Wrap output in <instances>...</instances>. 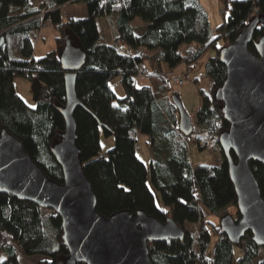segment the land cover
<instances>
[{"label":"trees","instance_id":"obj_1","mask_svg":"<svg viewBox=\"0 0 264 264\" xmlns=\"http://www.w3.org/2000/svg\"><path fill=\"white\" fill-rule=\"evenodd\" d=\"M219 1L231 7V14L226 17L223 13L224 23L212 37L209 17L197 0H45L40 8L31 0H0V138L4 132L14 136L51 181L64 184V172L53 148L66 131V71L60 53L68 37L85 54V64L76 73V95L82 107L73 118L80 160L95 193L98 214L110 219L126 212L136 219L143 213L162 223L171 218L185 232L180 241L150 243L154 264H264V257L258 260L264 248L253 242L251 233L236 244L222 234L220 225L213 227L219 237L210 254L205 210L221 224L222 218L237 208L238 197L221 148L224 161L220 167L201 165L195 169L188 152L192 135L198 145L211 140L220 147L219 139L230 127L223 103L215 101L216 92L227 80L220 52L256 17L264 22V0ZM72 3L85 4L88 15L65 23L60 9ZM105 17L111 21L120 48L101 36L98 19ZM47 21L60 33L57 50L37 58L35 41ZM143 27L146 31L138 34ZM263 33L260 24L250 52L256 54ZM183 44L191 47L181 54ZM209 49L216 50L205 67L213 81L210 97L201 90L203 105L192 121L193 133L184 136L177 106L168 96V72L185 63L188 75ZM21 76L43 85L33 108L14 87V80ZM144 76L153 86H137L136 79ZM115 80L121 83L122 97L111 87ZM174 98L180 102L177 93ZM102 129L105 138H115L109 152L101 147ZM143 134L149 136L154 157L150 176L165 210L158 208L148 186L149 169L137 157L138 136ZM230 154L236 163V154ZM250 164L264 199V167L254 161ZM234 219H240L238 208ZM61 223V216L50 209L0 194V264H23L20 255L41 256L39 264H65L69 251ZM187 224L198 226L197 236L186 229ZM237 250L242 252L238 258Z\"/></svg>","mask_w":264,"mask_h":264},{"label":"water","instance_id":"obj_2","mask_svg":"<svg viewBox=\"0 0 264 264\" xmlns=\"http://www.w3.org/2000/svg\"><path fill=\"white\" fill-rule=\"evenodd\" d=\"M260 24L264 26L256 17L220 52L227 80L216 92L215 101L223 103L222 111L230 123L219 144L230 166L240 213L238 221L231 215L222 218V234L239 244L251 233L253 242L264 248V199L250 164L254 161L264 167V33L256 44V54L249 50ZM64 43L60 62L66 71V131L53 148L64 172V184L51 181L24 151L22 143L4 132L0 138V194L30 201L61 216L63 242L69 251L65 264H154L149 255L150 243L180 241L185 232L171 218L162 223L143 213L136 219L126 212L110 219L98 214L96 196L80 160L73 118L76 109L82 107L76 95V73L85 64V54L68 37ZM42 86L34 80L36 95ZM175 104L181 133L192 135L191 117L177 99ZM231 151L236 154V163Z\"/></svg>","mask_w":264,"mask_h":264},{"label":"rangeland","instance_id":"obj_3","mask_svg":"<svg viewBox=\"0 0 264 264\" xmlns=\"http://www.w3.org/2000/svg\"><path fill=\"white\" fill-rule=\"evenodd\" d=\"M198 3L203 7V9L206 11V14L209 17V25H210V35L212 37L216 36V30L222 26L224 23V12L226 14V17L230 16V8L231 7H225L224 4H221L219 0H197ZM41 5L45 3V0H40ZM49 2L46 4V6H49ZM108 20V32L110 33L111 40H113V44L116 47V40H115V32L112 29L111 26V21L110 19L106 18ZM106 19L104 22H106ZM98 27L101 33V36L105 39L106 38V30L105 26L103 25V20L98 19ZM140 24V23H139ZM107 25V22H106ZM110 25V26H109ZM54 27L55 26L51 23L46 26H43L44 29L45 27ZM42 27V28H43ZM56 30V28H55ZM60 34V33H59ZM39 37V35H38ZM38 39V38H37ZM109 40V39H108ZM221 43H219V46ZM190 45L188 44H183L180 49V53L184 54L188 49H190ZM57 50V48H56ZM216 53L215 49H209L207 50L204 55L201 57V59L198 61L197 64L194 65L192 69H194L192 72L184 73L186 71V64L183 63V65L179 66L176 69H173L171 72H168V78L170 79V86L168 90V96L170 98V101L172 103L175 102L174 94L177 93L180 99V102L182 103V106L184 108V111L189 114L191 117V120L194 122L195 121V115H196V110H198L202 105L203 101L200 95L201 90L205 91V93L210 97L211 93V87L213 85L212 79L209 78V76L206 75V64L214 58ZM150 55V54H149ZM146 66L149 67V71L151 72V64L149 63V60L146 61ZM176 76H182L184 77L185 84L184 86H178L172 81L173 77ZM143 78V81H147L150 83V85L153 86V82H150L147 78V76L141 77ZM136 83L138 87H141L143 85V82H137ZM34 81L27 77H17L14 80V87L16 88V91L18 95L26 101V103L30 107H34L37 103V95L34 91L33 87ZM112 88L119 94V88L121 87H116V84L114 82H111ZM178 110V109H177ZM179 113V111L177 112ZM180 115V113H179ZM101 147L104 152H109L112 150L114 147L115 143V138L111 137L110 138H105L104 130H101ZM205 142V141H202ZM197 140L195 135H192L190 138V141L188 142V152L190 156V161L192 166L197 169L199 166H212V167H220L221 164L224 161L223 154L220 152V147L218 144H215L213 141L208 140L207 145L203 147L202 145L196 144ZM137 147V157L140 158V160L145 163L147 169H149V180H148V186L150 190H152L154 196H155V201L159 209L165 210L163 200H161L160 193L154 189L153 182L150 176V165L152 164V161L154 160L153 157V152H152V147H150V140L149 136L147 135H139L138 136V141L136 144ZM237 214V208H232L230 210V215L233 217V219L236 217ZM206 223L209 226V231L211 234V249H210V254H212V250L217 242V238L219 237L218 233L213 230V227H218L220 225V219H218L215 215H209L207 210H205V218ZM213 225V226H212ZM186 229L188 231H193L194 234L197 236L198 235V226H195L194 224H187ZM195 236V237H196ZM261 256L258 258L260 260L261 258L264 257V249L261 251ZM239 256H242L241 251H236L235 257L238 258ZM20 261L23 264H39L41 262V259H43L41 256L36 257H25L20 255Z\"/></svg>","mask_w":264,"mask_h":264},{"label":"crops","instance_id":"obj_4","mask_svg":"<svg viewBox=\"0 0 264 264\" xmlns=\"http://www.w3.org/2000/svg\"><path fill=\"white\" fill-rule=\"evenodd\" d=\"M33 4L36 8H40V6H42L40 3V0H33ZM60 14H61V20L65 23L69 22V20H83V18H85L88 15V11L86 9L85 4H78V3H72L70 5H66L61 7L60 9ZM106 17L103 20V22L105 21ZM99 22V21H98ZM107 22V25H106ZM106 22L103 23V25L105 26V30H106V38L104 39L105 41H107L108 43L113 44V40H111V36L110 33L108 32V20L106 19ZM140 22L137 23V25ZM110 26V25H109ZM146 31V28L143 27L141 30L138 31V34H143ZM60 36L59 32H57L55 30L54 27H44L41 28V30L39 31V37L38 39L35 41V51H34V55H36L37 58H42L46 55H49L53 52L56 51L57 48V43L56 40L57 38ZM109 39V40H108ZM148 54H154L153 51H148ZM137 82H143V85H150L149 82L147 81H143V78H138ZM116 84V87H121V83L119 80H115L112 81ZM111 84V83H110ZM112 87V84H111ZM115 91V90H114ZM116 92V91H115ZM117 93V92H116ZM121 97L124 96L123 94V89L121 87V89L119 88V92H118Z\"/></svg>","mask_w":264,"mask_h":264},{"label":"built area","instance_id":"obj_5","mask_svg":"<svg viewBox=\"0 0 264 264\" xmlns=\"http://www.w3.org/2000/svg\"><path fill=\"white\" fill-rule=\"evenodd\" d=\"M31 1L34 2L33 0H31ZM48 23L51 24L52 22L47 21L44 26L48 25ZM116 47L120 48L118 41L116 42ZM172 81H174V83L176 85H178V86H184V84H185L184 77H182V76L173 77ZM200 145H202L203 147H205L207 144H206V142H200ZM101 157H103V156H101Z\"/></svg>","mask_w":264,"mask_h":264}]
</instances>
